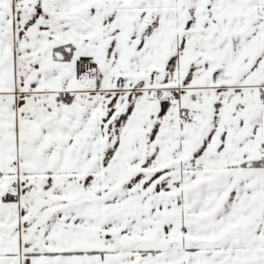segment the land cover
<instances>
[{
	"label": "snow or ice",
	"instance_id": "obj_1",
	"mask_svg": "<svg viewBox=\"0 0 264 264\" xmlns=\"http://www.w3.org/2000/svg\"><path fill=\"white\" fill-rule=\"evenodd\" d=\"M0 264H264V0H0Z\"/></svg>",
	"mask_w": 264,
	"mask_h": 264
}]
</instances>
